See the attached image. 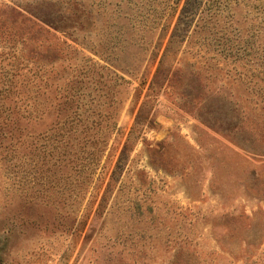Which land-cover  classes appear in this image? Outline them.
<instances>
[{"label":"rangeland","instance_id":"rangeland-1","mask_svg":"<svg viewBox=\"0 0 264 264\" xmlns=\"http://www.w3.org/2000/svg\"><path fill=\"white\" fill-rule=\"evenodd\" d=\"M183 4L0 0V264H264V99Z\"/></svg>","mask_w":264,"mask_h":264},{"label":"trees","instance_id":"trees-1","mask_svg":"<svg viewBox=\"0 0 264 264\" xmlns=\"http://www.w3.org/2000/svg\"><path fill=\"white\" fill-rule=\"evenodd\" d=\"M240 3L247 7L241 14V20L236 17ZM182 8L184 12L180 18L192 16L201 18L207 15L213 19L215 26L220 22L219 34L212 42L215 51L224 59L245 60L244 65H248L246 66L248 74L258 80L252 83L254 89L264 99V0H184ZM239 21L245 25L243 37L236 26ZM184 35L187 36V33ZM177 37L178 32L175 31L170 36L169 45ZM9 114V112L6 114L8 118Z\"/></svg>","mask_w":264,"mask_h":264}]
</instances>
